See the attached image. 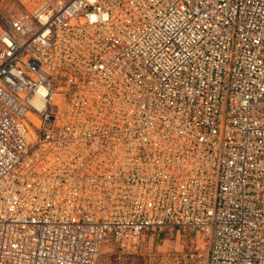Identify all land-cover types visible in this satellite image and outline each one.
Listing matches in <instances>:
<instances>
[{"label":"built area","instance_id":"2783aa9c","mask_svg":"<svg viewBox=\"0 0 264 264\" xmlns=\"http://www.w3.org/2000/svg\"><path fill=\"white\" fill-rule=\"evenodd\" d=\"M173 229L264 264V0H0V264Z\"/></svg>","mask_w":264,"mask_h":264},{"label":"rangeland","instance_id":"374dc122","mask_svg":"<svg viewBox=\"0 0 264 264\" xmlns=\"http://www.w3.org/2000/svg\"><path fill=\"white\" fill-rule=\"evenodd\" d=\"M207 255L206 242L173 229L146 234L135 249L129 250L110 239L102 247L99 264H206Z\"/></svg>","mask_w":264,"mask_h":264}]
</instances>
